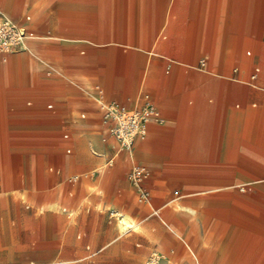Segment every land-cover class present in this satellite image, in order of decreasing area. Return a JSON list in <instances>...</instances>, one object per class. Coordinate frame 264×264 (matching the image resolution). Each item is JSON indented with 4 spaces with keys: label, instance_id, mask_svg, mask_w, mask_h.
Instances as JSON below:
<instances>
[{
    "label": "crops",
    "instance_id": "1",
    "mask_svg": "<svg viewBox=\"0 0 264 264\" xmlns=\"http://www.w3.org/2000/svg\"><path fill=\"white\" fill-rule=\"evenodd\" d=\"M10 6L32 37L29 49L0 60V264L67 255L80 178L92 174L95 195L114 188L115 200L121 187L137 195L134 162L149 170V190L180 186L196 213L229 205L235 219L246 217L249 251L258 237L264 243V0H0L1 12ZM27 8L43 20L33 23ZM143 93L157 107L149 156L140 139L133 153L120 150L100 109L111 100L135 107ZM172 206L160 210L169 231L158 245L166 239L167 253L186 243L181 264H192L189 245L196 252L203 234L189 226L192 213L174 217Z\"/></svg>",
    "mask_w": 264,
    "mask_h": 264
},
{
    "label": "rangeland",
    "instance_id": "2",
    "mask_svg": "<svg viewBox=\"0 0 264 264\" xmlns=\"http://www.w3.org/2000/svg\"><path fill=\"white\" fill-rule=\"evenodd\" d=\"M3 13L7 16L16 17L20 12L10 6ZM23 14H31L33 23L43 20V17L40 14H35L32 8H27ZM31 37L30 35L28 40L29 48ZM150 136L151 130L145 138L140 139V147L147 156L152 154L148 143ZM90 150L92 151V149ZM76 155L77 150L75 149L70 156ZM75 164L77 166V162ZM77 172H80V170L73 169L68 175H74ZM147 172L150 173L148 169ZM91 175L81 177L74 191V194H76L79 193L81 188L85 189L83 202L79 205L78 212L80 213L79 231L86 230V238L83 240L78 239V231L71 241V250L67 255L44 264H89L85 258L87 244H91L96 254V264H150V257L153 253L161 254L162 259L158 264H172L173 259L181 264L185 249L188 247L186 243L182 245L181 242L173 241L169 245L167 253L165 252L166 239H163L158 245L160 239L169 231V225L162 217L160 210L170 204H173L172 207L177 211L174 217L184 216V214H180L179 210L192 213L194 218L190 221L189 226L195 227L197 232L203 234V240L197 246L196 252L189 245L192 264H202L201 262L211 264L214 260L213 264H264L262 237L257 238V242L252 247L253 252L249 251L248 238L241 235L246 227V217L240 220L235 219L234 214L225 211L229 208V205H204L196 213L194 208H185L192 207L193 203L188 200L189 192L180 186L157 189L150 186L149 201L140 203L137 200L134 188L127 184L131 190L126 191L124 187H121L123 197L118 196L113 200L111 197L115 193L118 194L117 189L110 188L103 192L98 190L100 193L98 192L97 195L92 193L93 186L97 181L91 180ZM148 177H150V174ZM104 196L107 197L106 202L103 200ZM123 198L125 199L123 200ZM75 212L76 210L72 211L71 214ZM123 213L133 216L136 219L138 228L121 232L119 223L122 220L121 214ZM235 214H237V217L243 216L240 212ZM258 216H261V211L258 212ZM256 222L259 225L261 224L260 220H256ZM254 226L258 227L256 224ZM218 228L226 233L232 229V234H223V236L208 234V230L215 232ZM171 249H175L173 257L170 256ZM9 264L14 263L9 262Z\"/></svg>",
    "mask_w": 264,
    "mask_h": 264
},
{
    "label": "built area",
    "instance_id": "3",
    "mask_svg": "<svg viewBox=\"0 0 264 264\" xmlns=\"http://www.w3.org/2000/svg\"><path fill=\"white\" fill-rule=\"evenodd\" d=\"M26 37L27 28L0 11V60L7 61L12 53L25 48ZM201 65H205V60L201 61ZM258 71L259 69H256L252 75L253 79L256 78ZM100 109L107 135L118 143L120 150L130 153H133L136 140L147 136L149 121L157 112L150 93L141 94L139 103L132 108L119 101L111 100L102 101ZM148 176L146 167L138 162L133 163L128 173V180L135 187L140 203H146L150 199L151 193L146 186ZM161 259L160 255L153 253L149 263L158 264Z\"/></svg>",
    "mask_w": 264,
    "mask_h": 264
},
{
    "label": "bare ground",
    "instance_id": "4",
    "mask_svg": "<svg viewBox=\"0 0 264 264\" xmlns=\"http://www.w3.org/2000/svg\"><path fill=\"white\" fill-rule=\"evenodd\" d=\"M28 37H29V35L25 39V48L26 49L29 48ZM150 121H151V119H150ZM150 121H149V123H150ZM48 208H56V205L51 203V204H49ZM119 228H120L121 232H126V231H129L132 228H135V229L138 228V224L136 223V219L133 216H131L130 214L123 213V218H122V220L119 223ZM165 257H167V256H165Z\"/></svg>",
    "mask_w": 264,
    "mask_h": 264
}]
</instances>
